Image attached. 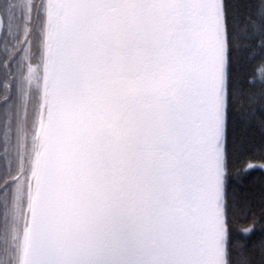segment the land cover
<instances>
[{
  "label": "snow or ice",
  "instance_id": "obj_1",
  "mask_svg": "<svg viewBox=\"0 0 264 264\" xmlns=\"http://www.w3.org/2000/svg\"><path fill=\"white\" fill-rule=\"evenodd\" d=\"M244 7L0 0V160L27 164L0 179V264H232V110L257 121L232 68L264 53V0Z\"/></svg>",
  "mask_w": 264,
  "mask_h": 264
},
{
  "label": "trees",
  "instance_id": "obj_2",
  "mask_svg": "<svg viewBox=\"0 0 264 264\" xmlns=\"http://www.w3.org/2000/svg\"><path fill=\"white\" fill-rule=\"evenodd\" d=\"M233 3L245 5L243 11L252 16L261 6V0H233ZM252 49L234 61L232 77L235 87L255 98L253 111L259 121V109L264 106V74L260 72L264 67V53L258 44ZM2 56L3 50L0 60ZM9 84L10 80L0 70V104L5 92L11 95ZM232 114L226 145L230 260L232 264H264V132L257 121L242 124L238 109L233 108ZM10 175L0 160V179H8Z\"/></svg>",
  "mask_w": 264,
  "mask_h": 264
},
{
  "label": "flooded vegetation",
  "instance_id": "obj_3",
  "mask_svg": "<svg viewBox=\"0 0 264 264\" xmlns=\"http://www.w3.org/2000/svg\"><path fill=\"white\" fill-rule=\"evenodd\" d=\"M34 39V38H33ZM32 40H30L28 42V47L32 48L33 47V43H31ZM24 45L23 40L20 42V44L17 45L18 49L20 47H22ZM2 50L3 47L0 49V56L2 55ZM13 56L15 55V53L12 54ZM3 59V56H2ZM41 60L38 57H35V63L33 64V67L36 69V74L41 73L42 72V67H41ZM15 71V69H14ZM4 163L7 166V170L8 172L11 174L10 178H8V182L9 183H13L14 182V177L15 176H19L21 183L24 180V176H23V172L26 171L27 169V164L25 163V161L21 158V159H16L14 157H9L6 161L3 160Z\"/></svg>",
  "mask_w": 264,
  "mask_h": 264
},
{
  "label": "rangeland",
  "instance_id": "obj_4",
  "mask_svg": "<svg viewBox=\"0 0 264 264\" xmlns=\"http://www.w3.org/2000/svg\"><path fill=\"white\" fill-rule=\"evenodd\" d=\"M41 67H42V64H41ZM34 76L37 78V79H39V78H41L42 77V72L41 73H38V74H36V71H35V73H34ZM23 182H24V180H23ZM22 182V183H23Z\"/></svg>",
  "mask_w": 264,
  "mask_h": 264
}]
</instances>
